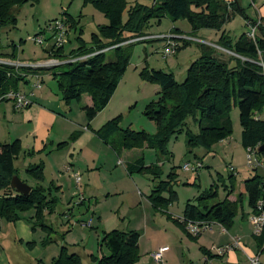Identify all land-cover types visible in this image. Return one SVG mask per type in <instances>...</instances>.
<instances>
[{
  "label": "rangeland",
  "instance_id": "rangeland-1",
  "mask_svg": "<svg viewBox=\"0 0 264 264\" xmlns=\"http://www.w3.org/2000/svg\"><path fill=\"white\" fill-rule=\"evenodd\" d=\"M223 1L228 4L237 2L244 10L245 16L236 14L224 25L222 31L202 29L196 34L197 38H202L209 43H218L224 32L233 40H237L247 32L249 21L246 18L254 22L262 21L264 24V0ZM14 16L16 20L14 26L0 28V44L3 52L11 53L15 49L20 61L34 64L44 63L50 58L49 50L54 41L50 39L52 35L47 31V26L51 22L63 20L69 26V33L63 47L65 58L59 59L60 62L70 61L73 58L70 56L71 53L79 47L80 42L89 45L98 27L108 23L103 13L92 5L85 4L84 0L30 1L20 7H15ZM126 18L127 13L124 14V19ZM71 20L77 24L75 30L71 27ZM40 34L44 38V46L37 44L34 40ZM146 34L178 38L180 34L195 36L187 20L173 21L168 17L160 22L151 21ZM260 36L259 31L257 37ZM173 42L178 45L177 52L167 58H164L167 41L149 40L136 43L115 94L108 106L91 122H88L83 111L85 100L72 101L68 105L62 101L58 81L53 74L63 72L67 69L66 66L41 69L38 73L43 78L41 83L43 89L34 94V97L30 95L31 91L28 89L35 81L34 76L33 78L31 76L26 83H20L19 89H24L33 102L41 103L42 106L60 112L64 116V118L59 116L52 130L55 145L49 144L42 150L30 149L31 137L25 128L15 126L19 117L14 114L13 101L0 103V143L4 144L8 140H11L10 144L17 140L20 142L21 154L15 164L21 181L30 187L36 186V182L25 171L29 166L43 164L44 182L42 186L46 190L51 189L52 196L58 199V205L52 213L44 212L43 223L53 230L52 233L44 230L36 222L35 210L21 213V220L18 222L24 227L16 226L17 229L14 224L18 222L10 223L0 218V255L14 248L13 238L15 237L18 244L22 247L24 245L30 251L39 246L40 251L44 252V264H51L54 259L58 258L64 246L68 251L70 250L69 253L75 252L79 255L82 264H97L99 259L109 255L107 247L102 244L104 235L113 230H122L137 231L142 235L139 249L140 260L141 256H144L142 259L145 262L148 261L149 255L146 251L167 247L170 254L166 256L169 257L166 264H205V256L200 251L201 245L197 243L198 239L191 240L182 234L189 244H181L177 235L182 231L175 222L167 218V214L180 216L187 202L198 205V198L207 190L216 192L217 201H223L232 183H235L234 192H236L254 173L264 176L263 166L259 167L257 172H253L254 169L252 170L247 163V151L241 144L242 128L238 108H234L230 115L233 128L231 136L224 142L214 145L211 151L203 148L189 150L185 132L173 137L169 142L171 157H163L156 150L147 147L119 152L113 145L120 141L126 130L144 132L150 136L157 133V124L145 116V110L150 103L158 99L157 90L160 91V87L143 79L141 74L145 70L162 71L173 74L175 80L182 83L189 67L199 59L198 53L201 52L199 42H185L182 39H175ZM129 43L128 41L123 45ZM215 50L222 53L220 60L226 63L232 61L233 56L227 50L221 47ZM215 55L218 57L217 54ZM113 58L114 50L110 48L106 51V61L113 60ZM0 62L13 63L11 60L2 58ZM233 65L234 62L231 66ZM41 92L46 93L48 97L40 100ZM11 115H14L15 121L10 118ZM118 117L121 118L119 131L109 139V143H105L96 136L95 132L106 122ZM72 124L76 125L75 129ZM187 125L193 133L199 132L198 126L191 119L188 120ZM86 130L89 135L97 139V142H89L86 136L75 153L72 156L67 155L65 161H63L62 154L53 152V150L68 152L73 144L86 135ZM9 132L12 135L11 139H8ZM72 135L76 136L73 141H71ZM58 142L68 144L59 150L57 149ZM141 157L144 158L146 167L158 164L161 173L159 179L148 173L132 175L128 173L127 165ZM74 161H78L79 164L75 165V171L72 172L69 162ZM198 162L202 163V168L198 171L183 170L185 164L195 165ZM170 173L177 176L173 182V190L178 195V200L170 205L166 211L167 214L157 213L152 207L144 206L142 202H149L147 197L154 186L160 181H168ZM78 177L80 178L79 184L76 181ZM54 188L60 189L57 192ZM240 195L242 194L236 195V199ZM165 197L168 195L165 194ZM243 209L247 213L249 209L247 198L243 201ZM240 229L243 230L245 236H249L247 240H243V244L248 245L249 251L244 247L236 254L239 264H250L248 257H255L257 248L250 236L253 228L247 222V218L242 217L241 212L236 216L235 224L229 233L233 235ZM212 230L213 232L206 231L202 234V243L208 246L215 244L212 248L214 249L217 248L216 242L219 241L216 237L219 228L215 225ZM49 238L50 241L47 243ZM157 252L158 250L152 251L151 257ZM140 260L136 264H139ZM211 264H227V261L224 258H215Z\"/></svg>",
  "mask_w": 264,
  "mask_h": 264
},
{
  "label": "trees",
  "instance_id": "trees-1",
  "mask_svg": "<svg viewBox=\"0 0 264 264\" xmlns=\"http://www.w3.org/2000/svg\"><path fill=\"white\" fill-rule=\"evenodd\" d=\"M30 1L38 2L0 0V28L14 26V8ZM84 3L103 13L108 23L98 27L89 45L81 41L70 55L72 59H86L61 65L67 69L53 74V77L58 81L62 101L67 105L72 101L81 102L84 95L91 98L92 106L83 107L88 122L93 121L108 106L126 71L131 51L139 42L123 43L148 36L146 32L151 21L160 22L165 17L173 21L184 19L196 33L202 29L222 31L224 25L236 14L244 15V10L237 2L228 4L223 0H84ZM246 20L252 21L248 18ZM76 25L71 20L74 30ZM263 30V27L259 28L261 36L257 37L256 42L248 39L246 34L233 40L223 32L216 45L235 55L229 63L215 56L214 48L200 44L201 56L191 64L182 83H178L171 73L145 70L141 77L160 87L158 99L145 110V116L157 124L158 131L150 136L144 132L126 130L120 141L113 145L119 152L147 147L163 157H171L169 142L185 132L189 150L203 148L211 151L214 145L231 136L233 128L230 115L234 108H238L242 128L241 144L246 150L257 149L258 159L264 160V119L255 117L256 114H264V67L261 65H264ZM110 48L114 50V58L106 61V51ZM49 57L64 59L63 47L49 50ZM1 58L17 61L16 50L5 53L0 44ZM41 69L44 68L15 67L0 62V99L11 91H19L20 83H26L27 76L38 74ZM120 119L118 117L106 122L95 132L96 136L109 143V139L119 131ZM190 119L199 128L197 134L188 128L187 122ZM75 138L72 135L71 141ZM67 144L60 143L57 149ZM20 154L18 140L11 144L0 143V218L16 223L21 220V213L35 210L36 222L52 233L53 230L43 223L44 212L52 213L58 205V199L52 196L51 189L46 190L42 186L43 164L26 168V174L36 182L28 196L17 194L11 187L12 178L19 177L15 163ZM127 171L130 175L148 173L156 179L161 176L158 164L146 167L143 157L128 164ZM176 177V174L170 173L169 180L160 181L147 197L155 212L166 213L170 205L178 200L173 190ZM243 185L248 207L255 212L257 202L264 198V176L254 174ZM235 188V183H232L223 201H217L216 192L207 190L198 198V205L187 202L181 219H174L166 213L167 218L185 233H188L187 223L200 222L215 223L229 231L238 213L242 212L245 200L244 194L234 202L228 199ZM54 189L58 192L60 188ZM188 236L197 240L201 235L194 237L188 233ZM140 238L141 234L137 231L113 230L106 233L102 244L107 247L109 255L99 259L97 264H136L140 260ZM49 241L50 238L46 242ZM257 241L259 251L264 253L263 238ZM203 252L207 260L220 259L210 252ZM51 264H82V259L75 253H69L64 246Z\"/></svg>",
  "mask_w": 264,
  "mask_h": 264
},
{
  "label": "crops",
  "instance_id": "crops-1",
  "mask_svg": "<svg viewBox=\"0 0 264 264\" xmlns=\"http://www.w3.org/2000/svg\"><path fill=\"white\" fill-rule=\"evenodd\" d=\"M228 2H230V0H228ZM247 31H248V29H247ZM198 32H196L195 33V36H191V35H185V34H180V35H178L179 36V39H182V40H184L185 42L187 41H196V42H199V43H201V44H204V45H206V46H208V47H210V48H214V49H218L219 47L216 45L217 43H209V42H205L204 40H202V38H197V36H196V34H197ZM244 34H246V33H244ZM148 35V34H147ZM172 35V34H171ZM146 37H149L150 39V41H163L162 40V38L163 37H166V36H164V35H159V36H156V35H148V36H146ZM51 49H52V47H51ZM50 49V50H51ZM5 53H8V52H6L5 51ZM230 53V52H229ZM215 54H217L218 55V57L220 58V59H222L221 57H222V53L220 54V53H218V51L216 50L215 51ZM232 56H235L234 54H232V53H230ZM198 57L200 58V56H201V52L200 53H198ZM216 56V55H215ZM52 60H54V61H58L59 59H57V58H53V57H51V58H48V60H46V62H44V63H40V62H38V64H34V63H32V62H26V61H20L19 59H18V54H17V61H14L13 63H7V64H12V66H15L16 67V65H17V67L19 66V67H23V68H26V67H28V68H47V67H40V65H43V64H45V63H47V62H50V61H52ZM62 60V59H61ZM5 63V62H4ZM35 66H39V67H35ZM61 66V65H60ZM54 67H59V66H52V67H50V68H54ZM32 76V78H33V76H34V78H35V81H33L34 83L32 84V87L30 86V88H28V89H30V91H31V93H30V95H34V94H36L37 92H39V91H42V89H43V87H42V80H43V78L41 77V75L38 73V74H35V75H29V76H27L26 77V81L30 78ZM40 86V87H39ZM19 91L20 92H22V93H24L28 98H29V100L31 101V103H32V105L29 107V108H27V109H22V110H17L16 108H15V110H14V114H15V116H18L19 118H18V120H16V124H15V126H17V127H23V128H25V131L28 133V135L31 137V139H32V145L30 146V149H33V151H39V150H42V149H44L47 145H49V144H52V145H55L54 144V140H53V138H52V130H53V127H54V125L56 124V122H57V120H59V116H63L60 112H56L55 110H53V109H48V108H46V106H42V104L40 103V104H37V103H35V102H33L32 101V98H31V96L29 95V94H27V92L23 89H19ZM157 92H159L158 90H157ZM34 97V96H33ZM45 97H48L47 96V94L46 93H43V92H41L40 93V100H44L45 99ZM83 100H85V106H92V100H91V98L89 97V96H82V100H81V102L83 101ZM3 102V101H2ZM1 103V102H0ZM12 105H13V103H12ZM17 110V111H16ZM101 113V112H100ZM13 117H14V115H11V119H13ZM63 118H64V116H63ZM14 121H15V119H13ZM95 120V119H94ZM14 125V124H13ZM73 125V127H74V129H75V127H76V125L75 124H72ZM79 131H80V129H79ZM86 135L85 136H83V137H81V139L79 140V142H77V143H75V144H73L71 147H70V149H69V151L68 152H65V151H63V150H60V151H54L53 150V152H59V154H62L63 155V158H64V160L63 161H65V158L67 157V155H70V156H72L73 155V153H75V151H76V149L78 148V146L82 143V141L84 140V138L86 137V136H88V138H89V142H97L96 140L97 139H94L91 135H89V132H88V130H86ZM11 137H12V135H11V132H9V137H8V139H11ZM93 138V139H92ZM18 139H20V138H18ZM225 141V140H224ZM224 141H222V142H224ZM10 142H11V140H8V141H5L4 142V144H10ZM99 142V141H98ZM222 142H220V143H222ZM59 143H62V142H58L57 144H59ZM87 143V142H86ZM80 149V148H79ZM80 151H82V150H80ZM62 152V153H61ZM169 152L171 153V150L169 149ZM52 154V153H51ZM172 154V153H171ZM67 160H68V158H67ZM198 163H200V162H198ZM79 164V162L78 161H74L73 163L71 162H69V165L71 166V171L73 172V171H75V165L77 166ZM202 164V163H201ZM97 165V164H96ZM254 172V171H253ZM257 172V171H256ZM255 174V173H254ZM239 186V185H238ZM238 194H244L245 195V191H244V185L243 186H241L240 187V189H239V191L238 190H236V192H234L232 195H230L229 196V200L230 201H232V202H234V201H236V195H238ZM244 199H246V195L244 196ZM145 201H143L142 202V204H144V206H148V208H151L152 207V205L149 203V202H145ZM248 211H247V213H245L244 211V209L242 208V212H241V214H242V217H244V218H247V222H249L250 224H251V222L249 221V217H250V215L252 214V210L251 209H247ZM158 213V212H157ZM183 213H184V210H183V212L180 214V216H174L173 214H168V215H170L171 217H173L174 219H181L182 217H183ZM20 223L18 222V223H16V224H14V227L17 229V227L16 226H19V227H24V226H21V224L19 225ZM168 224V223H167ZM234 224H235V220H234ZM218 226V228H219V230L217 231V239L219 240V241H217L216 243V245H217V248H220V247H224V246H226V245H228V244H230L231 242H232V239L233 238H239L240 239V241H241V244H242V247L244 248H246V249H248L247 247H248V245L247 244H243V240L244 239H248V237L249 236H245L244 234H243V230L242 229H240V230H237L236 231V233H234L233 235L232 234H230L229 233V231H226L225 229H223L221 226H219V225H217ZM251 226H252V224H251ZM253 228V227H252ZM15 229V230H16ZM21 230H22V228H20ZM22 231H25V229L24 230H22ZM182 232L181 233H179V235H177L178 236V238L180 239V241H181V244H184V245H187V244H189L188 243V241H185V239L183 238V236H182V234H184L187 238H189V239H191V240H193L191 237H189L188 236V233H185L183 230H181ZM210 232H213V230L212 231H210ZM252 234V232L250 231V236H251V238L253 239V241H254V244L256 245V253L257 254H259V253H261L260 251H259V247H258V241H257V239L258 238H255L253 235H251ZM141 237H142V235H141ZM21 239V238H20ZM23 239V238H22ZM27 239H29V238H27ZM246 239V240H247ZM202 240H203V235H201L200 236V238L198 239V241H197V243H200V251H201V253L205 256V254H204V252H203V250H205V251H207V252H210V253H212L213 255H217V256H219L220 257V259H222V258H224V259H226V261H227V264H239L240 262H239V260H238V256H237V252H239V251H242V250H236V251H232V252H229V253H226L225 255H218L217 253H216V248H214V249H212L213 247H215V244H212L211 246H208V245H206V244H203L202 243ZM28 241V240H27ZM140 241H141V238H140ZM140 241H139V249H140ZM13 247L14 248H12V250L10 251V250H8L9 252L7 253V252H4L3 253V255H0V264H44L43 262H45L44 261V252H41L40 251V249H39V246H36V249H34V250H32V251H30L29 249H26L25 247H24V245H23V247H22V245H20V244H18L17 243V238H13ZM247 245V246H246ZM162 248H164V247H162ZM159 249H161L160 247H158L157 249H152L150 252L149 251H146V254H148L149 256H148V261L147 262H145L143 259H144V256L142 257L141 256V260H140V263L139 264H157L155 261H154V259H153V257H151V254H152V251H157V250H159ZM203 249V250H202ZM70 251V250H69ZM248 251H249V249H248ZM73 253H75V252H73ZM154 253V252H153ZM253 253V252H252ZM168 254H170V250H169V248H168V252L165 254V264L167 263V260H168V258L169 257H166ZM263 256H264V253H261V260L263 259V262H264V258H263ZM250 257H253V256H250ZM143 258V259H142ZM167 258V259H166ZM217 259V258H216ZM143 260V261H142ZM213 260L214 259H212V260H207V257L205 256V259H204V263L205 264H211L212 262H213ZM142 262V263H141ZM263 262H261L262 264H264Z\"/></svg>",
  "mask_w": 264,
  "mask_h": 264
},
{
  "label": "built area",
  "instance_id": "built-area-1",
  "mask_svg": "<svg viewBox=\"0 0 264 264\" xmlns=\"http://www.w3.org/2000/svg\"><path fill=\"white\" fill-rule=\"evenodd\" d=\"M1 24V23H0ZM264 24L262 21L258 22H247L248 31L246 32V36L248 39L256 42L257 34L259 32V28L263 27ZM47 31L52 35L50 39H53L54 44L52 48L59 49L61 47H64V44L66 43V37L69 33V26L67 23L63 20H56L51 22L47 26ZM42 34L35 37V42L41 46H44V40H43ZM149 37H142L137 38L134 40L129 41L130 43L134 42H140L149 40ZM179 39L178 37L174 36H166L163 37L162 40L167 41L165 49H164V58H167L169 56L175 55L178 49V45L176 42H173V40ZM87 57L77 58V59H71L67 62H60V61H50L43 65H40V67H52V66H60L68 63H74L79 60H84ZM4 63V62H1ZM262 67H264L263 64H261ZM39 67V66H35ZM40 87V86H39ZM13 101L14 107L17 110L27 109L29 108L32 103L29 100V98L20 91H11L4 97L0 99V102L2 101ZM255 117L257 119L263 118V115L256 114ZM247 163L249 167L253 169H258L259 167H264V160L258 159L256 152L257 149L248 148L247 150ZM202 168L201 163H196L195 165H192L190 163H187L183 166V170L186 172L189 171H198V169ZM77 183L79 184L80 178H76ZM249 221L252 224L253 227V233L252 235L255 238H263V247L264 249V198L260 199L256 204V210L255 212H252V214L249 217ZM217 224L215 223H208V222H200V223H187L186 224V230L187 232L196 237L202 235L206 231H212L213 226ZM242 244L239 238H233L232 242L224 247L216 248V253L218 255H225L226 253L236 251V250H242ZM168 252V248L164 247L158 250L157 253L153 255V259L157 264H165V254ZM250 264H262L261 263V253L257 254L255 257H248Z\"/></svg>",
  "mask_w": 264,
  "mask_h": 264
},
{
  "label": "water",
  "instance_id": "water-1",
  "mask_svg": "<svg viewBox=\"0 0 264 264\" xmlns=\"http://www.w3.org/2000/svg\"><path fill=\"white\" fill-rule=\"evenodd\" d=\"M11 187L20 195L28 196L31 192V187L22 182L18 176L12 178Z\"/></svg>",
  "mask_w": 264,
  "mask_h": 264
}]
</instances>
